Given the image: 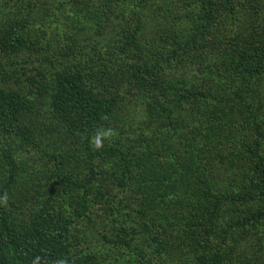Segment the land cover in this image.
Segmentation results:
<instances>
[{
  "label": "trees",
  "instance_id": "obj_1",
  "mask_svg": "<svg viewBox=\"0 0 264 264\" xmlns=\"http://www.w3.org/2000/svg\"><path fill=\"white\" fill-rule=\"evenodd\" d=\"M0 264H264V0H0Z\"/></svg>",
  "mask_w": 264,
  "mask_h": 264
},
{
  "label": "rangeland",
  "instance_id": "obj_2",
  "mask_svg": "<svg viewBox=\"0 0 264 264\" xmlns=\"http://www.w3.org/2000/svg\"><path fill=\"white\" fill-rule=\"evenodd\" d=\"M159 20H161L160 18H158V19H154V21H153V23L152 24H155V23H157ZM32 159H34V158H29V160H32ZM103 166V165H102ZM112 172H113V166H112V164H110V168H109V174H112Z\"/></svg>",
  "mask_w": 264,
  "mask_h": 264
}]
</instances>
